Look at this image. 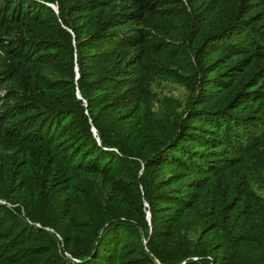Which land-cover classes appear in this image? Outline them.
Instances as JSON below:
<instances>
[{"label": "trees", "instance_id": "trees-1", "mask_svg": "<svg viewBox=\"0 0 264 264\" xmlns=\"http://www.w3.org/2000/svg\"><path fill=\"white\" fill-rule=\"evenodd\" d=\"M260 191L264 0H0V264H264Z\"/></svg>", "mask_w": 264, "mask_h": 264}, {"label": "rangeland", "instance_id": "rangeland-1", "mask_svg": "<svg viewBox=\"0 0 264 264\" xmlns=\"http://www.w3.org/2000/svg\"><path fill=\"white\" fill-rule=\"evenodd\" d=\"M49 6L51 7V9H53L55 12H57V7H56V5H54V4H49ZM166 90H168V91H173V92L177 93L178 88H177L176 86H174V85H170V84H168V85H166ZM260 194L264 195V193L261 192V191H260ZM144 205L147 206L146 203H144ZM146 217H147V219H149V212H148V211H147V216H146ZM47 230L50 231V232H53V229L47 228Z\"/></svg>", "mask_w": 264, "mask_h": 264}, {"label": "clouds", "instance_id": "clouds-1", "mask_svg": "<svg viewBox=\"0 0 264 264\" xmlns=\"http://www.w3.org/2000/svg\"><path fill=\"white\" fill-rule=\"evenodd\" d=\"M92 131L94 132V130L92 129Z\"/></svg>", "mask_w": 264, "mask_h": 264}]
</instances>
